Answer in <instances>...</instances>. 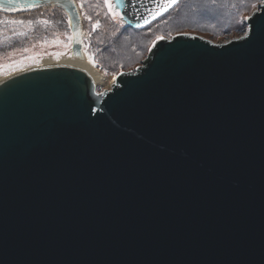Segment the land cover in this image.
<instances>
[{"label": "water", "instance_id": "water-1", "mask_svg": "<svg viewBox=\"0 0 264 264\" xmlns=\"http://www.w3.org/2000/svg\"><path fill=\"white\" fill-rule=\"evenodd\" d=\"M12 2L62 8L84 57L75 0ZM184 34L100 92L65 64L0 80V264H264V38Z\"/></svg>", "mask_w": 264, "mask_h": 264}, {"label": "rangeland", "instance_id": "rangeland-1", "mask_svg": "<svg viewBox=\"0 0 264 264\" xmlns=\"http://www.w3.org/2000/svg\"><path fill=\"white\" fill-rule=\"evenodd\" d=\"M75 1L83 31V63L89 73H95L97 92L108 89L117 73L140 65L158 37L169 38L181 32L200 35L212 42L239 37L244 32L238 25L253 11L252 3L259 5V0H180L160 20L146 28L131 30L121 27L105 0ZM244 26L246 30V22ZM71 39L67 14L54 5L24 15H2L0 76L71 59Z\"/></svg>", "mask_w": 264, "mask_h": 264}, {"label": "snow or ice", "instance_id": "snow-or-ice-1", "mask_svg": "<svg viewBox=\"0 0 264 264\" xmlns=\"http://www.w3.org/2000/svg\"><path fill=\"white\" fill-rule=\"evenodd\" d=\"M139 2V0H138ZM105 3H107L108 5V10L109 12H113V8L117 7L120 3H123V0H116V4L113 5L112 3H109V0H105ZM172 3H175V0H172ZM38 6L35 3V0H33V2L29 3L28 0H24L23 3H15V0H13L12 3H10L8 5V10L10 11H19V10H24V9H31L33 7ZM126 6H133L131 3H129ZM157 7L159 8V11L156 12H150L149 14L152 15L153 18H155V16H158L161 14V12L166 11L167 7H171V3H167L166 6H160L157 5ZM251 8L253 9V16H256L257 13L261 12V8H264V0H259V6L257 3H252ZM113 15H115V12H113ZM257 19H259L261 21V24H250L247 25V30H245V22H247L248 20L252 19V17H248L245 16L243 17V20L241 21V23L238 25L239 30L244 32V36L243 37H237L238 39H245L248 38L249 40L256 38L258 35L261 38H264V13H262L260 16L256 17ZM72 18L69 17V26L70 27H75V25L72 24ZM24 21H9V23H23ZM42 23H47V21H41ZM145 23H149V20L145 19L144 21ZM29 23H32L31 21H29ZM94 28L96 27V25L93 26ZM251 32V36L249 35V33ZM184 35H187L186 33ZM159 39V37H158ZM227 43H231V41H228ZM98 95H104V93H99Z\"/></svg>", "mask_w": 264, "mask_h": 264}, {"label": "bare ground", "instance_id": "bare-ground-1", "mask_svg": "<svg viewBox=\"0 0 264 264\" xmlns=\"http://www.w3.org/2000/svg\"><path fill=\"white\" fill-rule=\"evenodd\" d=\"M83 60H84L83 58L71 56V59H69L67 61H61V60L53 61L50 63L40 64V65L33 66V67H41V66H49V65H57V64L73 65L75 67H78V68L84 70L92 78V80L95 82L96 81L95 73L94 72L89 73V70H88L87 66L83 63L84 62ZM33 67H29V68H33ZM26 69H28V68H26ZM23 70H25V69H23ZM17 72H19V71H17ZM14 73H16V72H14ZM14 73H11L5 77L0 76V80L4 79V78H6V77H8Z\"/></svg>", "mask_w": 264, "mask_h": 264}, {"label": "trees", "instance_id": "trees-1", "mask_svg": "<svg viewBox=\"0 0 264 264\" xmlns=\"http://www.w3.org/2000/svg\"><path fill=\"white\" fill-rule=\"evenodd\" d=\"M179 1H180V0H178L176 3H178ZM176 3H175V4H176ZM175 4H174V5H175ZM174 5H172L168 10H166L164 13H162L158 18L154 19L153 21L149 22L148 24H146V25L143 26V27L132 28V27L125 26L124 24H122L121 27H122L123 29H131V30H135V29H136V30H139V29L146 28V27L150 26L151 24H153L154 22L160 20L161 17L167 15V14L169 13V11L172 9V7H173ZM46 6H47V5L42 6V7H46ZM42 7H39V8H37V9L31 10V11H28V12H36V11L40 10ZM54 7L57 8V9H59L60 12L63 13V10H62L60 7H57V6H54ZM25 13H27V12H22V13H18V14H22V15H24ZM9 14H11V15H15L16 13H10V12H3V11H0V17H1L2 15H9ZM54 17H55V16H54ZM103 37H105V36H103ZM103 37H102V38H103Z\"/></svg>", "mask_w": 264, "mask_h": 264}, {"label": "flooded vegetation", "instance_id": "flooded-vegetation-1", "mask_svg": "<svg viewBox=\"0 0 264 264\" xmlns=\"http://www.w3.org/2000/svg\"><path fill=\"white\" fill-rule=\"evenodd\" d=\"M62 9V8H61ZM63 10V9H62Z\"/></svg>", "mask_w": 264, "mask_h": 264}]
</instances>
